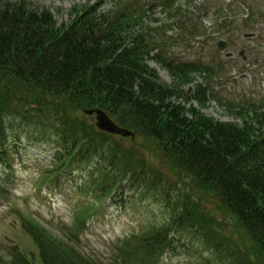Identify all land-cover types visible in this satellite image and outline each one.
I'll list each match as a JSON object with an SVG mask.
<instances>
[{
    "label": "trees",
    "instance_id": "obj_1",
    "mask_svg": "<svg viewBox=\"0 0 264 264\" xmlns=\"http://www.w3.org/2000/svg\"><path fill=\"white\" fill-rule=\"evenodd\" d=\"M101 6H82L68 24L58 26L48 9H32L26 0H0V144L10 136V121L29 120L28 111L21 114L16 106L35 105L41 115H50L57 142L66 150L56 156L57 169L73 162L96 167L91 186L105 201L112 186L121 187L119 177L133 172L148 181V163L141 149L126 146L124 139L98 133L102 141H89L86 129L70 133L66 123L74 118L69 112L100 107L137 136L149 138L170 164L193 176L204 194L219 198L251 235L248 243L226 242L218 220L184 204L165 224L128 237L121 264H151L171 245L174 227L183 222L197 229L201 242V226L208 228L210 241L203 244L213 250V260L197 264H264V99L234 106L240 123L188 109L192 100L205 106L215 99L201 86L182 89L198 64L166 63L153 53L157 44L146 38L148 28L141 21L146 9L105 12ZM150 60L170 69L176 84H163ZM202 72L211 74L208 68ZM38 244L44 264H56V255L59 264H98L81 252Z\"/></svg>",
    "mask_w": 264,
    "mask_h": 264
},
{
    "label": "rangeland",
    "instance_id": "obj_2",
    "mask_svg": "<svg viewBox=\"0 0 264 264\" xmlns=\"http://www.w3.org/2000/svg\"><path fill=\"white\" fill-rule=\"evenodd\" d=\"M26 1L32 9L50 10L58 26H61L68 24L72 14L76 15L75 12L82 6L93 5L100 0ZM138 1L149 0H128V4ZM242 1L244 4L240 3ZM159 2L157 4L150 0L151 6L141 21L143 28H148L152 36L162 40V58L166 61H193L199 64L194 70L195 74L187 77L191 78V82L182 85V89H194L197 82L209 83V77L202 74L203 69L208 68L212 74H217L218 64L228 61L226 72L210 83L215 94L225 99L222 101L227 104L229 100L248 103L260 99L264 88V0H237L234 4L231 0ZM229 2L233 5H229ZM110 6L111 0H108L104 8ZM224 7H227L226 12L223 11ZM221 13L227 14L222 22L217 17ZM248 15L255 23L249 22ZM182 21L184 24L186 22V31L174 28ZM246 22L249 24L245 25ZM252 31L257 34L255 38L243 36L244 32ZM220 39L228 42L225 50L217 48ZM240 51H244L246 59L239 55ZM249 57L254 61L252 65L249 64ZM149 65L157 71L163 84H176L177 80L170 70L154 61H150ZM173 100L183 103L176 97ZM236 105L234 103L227 107L222 102L212 100L201 111L216 120L236 121L238 109L233 108ZM34 107L33 104L16 106L21 114L28 111L29 120L25 123L20 119L9 122L13 126L10 128L11 137L15 133L21 138L17 143L14 142L17 152L13 147H8L12 152L8 155L9 180L5 179V165H0V264H44L43 257H40L39 240L62 252L63 249L83 252L98 264H121L120 251L130 235L168 222L184 204L192 209L197 208L199 214L204 213L218 220V224L225 229L226 242H230L231 238L239 244L250 242L251 235L239 226L235 217L229 215V210L219 198L204 194L205 189L198 187L191 174L170 164L164 157L165 153L156 151L158 147L141 135L136 136L135 140L119 138L124 139L126 146L141 149L148 163L147 174H144L148 181L140 176L135 178L133 172L131 179L119 177V193L113 197L107 196L102 205L98 201L101 195L89 182L90 177L95 175L96 167L72 163L56 179L55 172L49 168L54 164L56 147L50 142L52 139L40 138L38 128L33 123L39 121L42 126L54 131L49 122L51 117L49 114L41 115ZM69 115L74 118L66 123L71 134L72 131L83 134L86 129L90 132L87 135L89 141H102L99 140V132L93 128L94 121L91 118L82 111L69 112ZM89 206H92V210L86 214L87 222L82 219L79 227L74 226V216L85 212ZM190 225L185 222L176 225L170 249L161 258L156 257L151 264H197L202 259L213 260V250L208 249V244H203L210 241L208 228L200 225L205 236L201 242L199 232ZM209 232L215 236L214 230L210 229ZM57 256L56 264H59Z\"/></svg>",
    "mask_w": 264,
    "mask_h": 264
},
{
    "label": "water",
    "instance_id": "obj_3",
    "mask_svg": "<svg viewBox=\"0 0 264 264\" xmlns=\"http://www.w3.org/2000/svg\"><path fill=\"white\" fill-rule=\"evenodd\" d=\"M84 112L89 115L96 114V125L103 131L118 134L124 137L134 136L132 131L118 125L105 111L101 109H87Z\"/></svg>",
    "mask_w": 264,
    "mask_h": 264
}]
</instances>
